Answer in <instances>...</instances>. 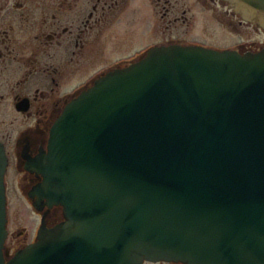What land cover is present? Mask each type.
<instances>
[{"label":"water","instance_id":"95a60500","mask_svg":"<svg viewBox=\"0 0 264 264\" xmlns=\"http://www.w3.org/2000/svg\"><path fill=\"white\" fill-rule=\"evenodd\" d=\"M43 163L66 221L7 263L0 143V264H264V48L150 49L67 106Z\"/></svg>","mask_w":264,"mask_h":264},{"label":"flooded vegetation","instance_id":"af4514ba","mask_svg":"<svg viewBox=\"0 0 264 264\" xmlns=\"http://www.w3.org/2000/svg\"><path fill=\"white\" fill-rule=\"evenodd\" d=\"M151 1L0 0V120H12L5 128L0 124V140L9 159L7 183L9 171L15 168L20 193L27 200L44 180L30 169L48 153L51 129L66 106L106 72L127 66L148 48L182 44L176 37H164L127 57L102 63L104 52L120 42L122 33H127L122 39L131 38L137 22L145 18L144 11L148 12L143 5ZM162 2L167 11L163 12L166 17H160L162 23L187 21L174 13L168 18L166 6L171 1L156 0L155 4ZM89 64L96 67L94 71H88ZM34 215L39 218L35 235L30 238L23 228L17 233H24L20 240L7 242L12 255L36 241L41 223L50 229L65 220L62 207H45Z\"/></svg>","mask_w":264,"mask_h":264},{"label":"rangeland","instance_id":"374dc122","mask_svg":"<svg viewBox=\"0 0 264 264\" xmlns=\"http://www.w3.org/2000/svg\"><path fill=\"white\" fill-rule=\"evenodd\" d=\"M155 1H151L152 6L150 3L148 6L143 5L144 10L146 8L148 12L144 11L143 17L145 18L137 22V30H133L134 32L130 34L132 35L131 38L122 39L127 35V33H122L120 42L117 41L116 46L110 45L108 50L104 52L102 62L104 65L118 58L127 57L137 48L139 50L150 42H155L164 37H176V39L181 40L182 44L184 41H188L216 50L238 49L241 45H244L246 49H255L254 47L259 48L264 43L263 22L258 18L246 21L243 13L237 11L235 6L228 1L170 0V5L166 6L170 9L168 18H171L174 13L182 15V19L187 20H185L186 22L178 21L173 25L168 22L165 23V21L164 23L161 22V15L166 17L163 12L167 11L164 9L163 2L157 5ZM163 33H167V35ZM112 58L113 60H109ZM94 68L96 67L93 64L88 65L89 72L94 71ZM11 121L0 120V124H2V128H5L7 124L8 126L11 125ZM12 170L9 171L10 239L8 242L10 243L11 240L17 241L23 237L24 233L17 236L19 229L25 228L29 237H33L39 224V218L34 215L33 208L20 193L18 187L20 176L15 168ZM12 233L15 236H11Z\"/></svg>","mask_w":264,"mask_h":264},{"label":"bare ground","instance_id":"6f19581e","mask_svg":"<svg viewBox=\"0 0 264 264\" xmlns=\"http://www.w3.org/2000/svg\"><path fill=\"white\" fill-rule=\"evenodd\" d=\"M247 14H249V16L252 15L251 13H248V12H247ZM252 16H253V15H252ZM261 22H263V24H264V21H261Z\"/></svg>","mask_w":264,"mask_h":264}]
</instances>
